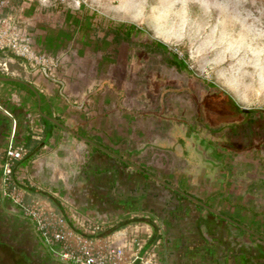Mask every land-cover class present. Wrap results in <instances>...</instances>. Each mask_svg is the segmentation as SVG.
Returning a JSON list of instances; mask_svg holds the SVG:
<instances>
[{"label":"rangeland","instance_id":"rangeland-1","mask_svg":"<svg viewBox=\"0 0 264 264\" xmlns=\"http://www.w3.org/2000/svg\"><path fill=\"white\" fill-rule=\"evenodd\" d=\"M38 4L37 14L24 24L34 33L35 51L58 62L49 75L71 106L66 117L57 116L60 121L170 186L189 182L190 191L204 198L206 157L200 153V139L211 132H226L227 123L236 118L247 121L252 116L232 106L219 86L220 72L243 81L250 103L264 104V0H44ZM37 24L51 26L62 38L58 49L39 45L46 32L36 30ZM178 62L186 67L180 68ZM8 75L0 70V76ZM82 85L109 88L106 101L115 105L102 108L103 97L94 91L83 99L77 97L74 91ZM93 98L96 103L90 106ZM123 118L128 119L126 125ZM210 119L226 126L210 132ZM219 165L224 166V161L218 163L221 169ZM219 169L213 171V178ZM215 201L219 209L218 198ZM11 208L2 209L4 217H13ZM259 209L258 214H264V205ZM11 260L0 250V264Z\"/></svg>","mask_w":264,"mask_h":264},{"label":"crops","instance_id":"crops-1","mask_svg":"<svg viewBox=\"0 0 264 264\" xmlns=\"http://www.w3.org/2000/svg\"><path fill=\"white\" fill-rule=\"evenodd\" d=\"M43 1L10 0L6 12L13 11L29 23L39 10L38 3ZM36 26V30L42 28L46 32L39 38L40 46L51 50L61 46L62 38L51 26ZM105 40L109 45V38ZM0 61L8 62L12 72L0 76V158L13 134L17 141L28 144L31 152L22 162L21 172L34 185L35 195L46 196L38 187L57 191L96 218L113 219L135 211L147 213L158 220L157 228L162 229V264H264V214H258L259 206L264 205V104L250 103L243 81L237 77L228 79L223 71L218 76L219 86L230 96L232 106L252 116L247 121L240 117L227 123L224 133L211 132L226 124L210 119L207 129L211 133L200 139V153L206 157L202 198L190 191L189 182L170 186L97 146L82 132L71 131L66 126L69 122L63 120L64 124L57 117L61 113L66 117L71 110L60 95L59 85L40 69L22 67L8 52H0ZM92 91L103 97L102 108L115 105L106 101L110 93L107 87L100 90L82 85L74 92L83 99ZM68 92L65 88L64 93ZM94 98L90 106L96 103ZM127 121L122 119L124 125ZM221 160L225 165H219V169ZM216 168L219 175L213 178ZM4 207L12 205L0 200V219ZM10 210L14 216L13 207ZM11 233L16 235L14 230ZM157 235L155 231L154 236ZM32 237V243L25 242L21 249L29 264H65L49 256L34 233Z\"/></svg>","mask_w":264,"mask_h":264},{"label":"built area","instance_id":"built-area-1","mask_svg":"<svg viewBox=\"0 0 264 264\" xmlns=\"http://www.w3.org/2000/svg\"><path fill=\"white\" fill-rule=\"evenodd\" d=\"M9 4L10 0H0V52H8L24 68L51 73L58 66L56 58L35 51L33 35L24 21L15 12H6ZM0 70L12 73L8 62L0 61ZM30 152L28 144L13 134L0 158V200L28 221L49 256L65 264H162V229L157 228V219L138 211L113 219L96 218L57 191L36 187L46 196L35 195L34 185L21 172Z\"/></svg>","mask_w":264,"mask_h":264},{"label":"flooded vegetation","instance_id":"flooded-vegetation-1","mask_svg":"<svg viewBox=\"0 0 264 264\" xmlns=\"http://www.w3.org/2000/svg\"><path fill=\"white\" fill-rule=\"evenodd\" d=\"M247 113L249 112H246V114ZM0 223V226L2 227L0 228L1 252L9 257L10 260L11 257H13L11 264H29V260L23 256L21 250L22 245L25 244V242L29 241L32 243L33 241V231L28 221L22 218L20 219L19 216L15 214L12 218H6L3 216V218L0 219ZM11 230L16 231V235L13 236Z\"/></svg>","mask_w":264,"mask_h":264},{"label":"water","instance_id":"water-1","mask_svg":"<svg viewBox=\"0 0 264 264\" xmlns=\"http://www.w3.org/2000/svg\"><path fill=\"white\" fill-rule=\"evenodd\" d=\"M42 71H43V73L49 78V79H52V77L51 76H49V74L47 73V71L45 70V69H42ZM52 80H54V81H56L55 79H52ZM244 111H246V110H244ZM185 196H187L189 199H191L192 201H194V202H196L197 204H199V205H202L201 203H199L197 200H195L194 198H192L191 196H188V195H186V194H184ZM209 210H211V211H213L212 209H210V208H208ZM215 212V211H214Z\"/></svg>","mask_w":264,"mask_h":264},{"label":"trees","instance_id":"trees-1","mask_svg":"<svg viewBox=\"0 0 264 264\" xmlns=\"http://www.w3.org/2000/svg\"><path fill=\"white\" fill-rule=\"evenodd\" d=\"M133 27V26H132ZM157 44L160 46V47H162V48H165L166 46L164 45V44H162L161 42H157ZM180 68H185L186 66H185V64L183 63V62H178V64H177ZM229 99H231L230 98V96H227ZM235 106H236V104H235ZM237 107V106H236ZM30 141V140H29ZM53 203H55V201L53 200Z\"/></svg>","mask_w":264,"mask_h":264},{"label":"bare ground","instance_id":"bare-ground-1","mask_svg":"<svg viewBox=\"0 0 264 264\" xmlns=\"http://www.w3.org/2000/svg\"><path fill=\"white\" fill-rule=\"evenodd\" d=\"M129 18H131V19H133V20H138V16H136V15H130V16H128ZM158 33V32H157ZM158 35H159V37L161 38V39H163V40H165L166 39V36H164L163 34H159L158 33Z\"/></svg>","mask_w":264,"mask_h":264}]
</instances>
